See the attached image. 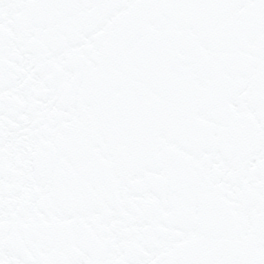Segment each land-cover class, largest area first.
<instances>
[{
	"label": "snow or ice",
	"instance_id": "snow-or-ice-1",
	"mask_svg": "<svg viewBox=\"0 0 264 264\" xmlns=\"http://www.w3.org/2000/svg\"><path fill=\"white\" fill-rule=\"evenodd\" d=\"M0 264H264V0H0Z\"/></svg>",
	"mask_w": 264,
	"mask_h": 264
}]
</instances>
